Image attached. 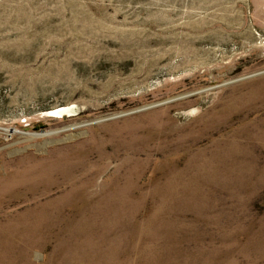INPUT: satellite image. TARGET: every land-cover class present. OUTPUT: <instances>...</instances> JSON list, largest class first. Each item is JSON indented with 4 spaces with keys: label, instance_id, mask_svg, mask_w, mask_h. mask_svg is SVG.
I'll list each match as a JSON object with an SVG mask.
<instances>
[{
    "label": "rangeland",
    "instance_id": "obj_1",
    "mask_svg": "<svg viewBox=\"0 0 264 264\" xmlns=\"http://www.w3.org/2000/svg\"><path fill=\"white\" fill-rule=\"evenodd\" d=\"M0 264H264V0H0Z\"/></svg>",
    "mask_w": 264,
    "mask_h": 264
},
{
    "label": "bare ground",
    "instance_id": "obj_2",
    "mask_svg": "<svg viewBox=\"0 0 264 264\" xmlns=\"http://www.w3.org/2000/svg\"><path fill=\"white\" fill-rule=\"evenodd\" d=\"M55 116H61V115H72L75 113L74 109H58L56 111L52 112ZM53 116V115H52Z\"/></svg>",
    "mask_w": 264,
    "mask_h": 264
}]
</instances>
